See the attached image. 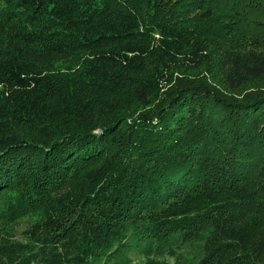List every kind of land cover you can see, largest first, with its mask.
Instances as JSON below:
<instances>
[{"label":"trees","instance_id":"16d2710c","mask_svg":"<svg viewBox=\"0 0 264 264\" xmlns=\"http://www.w3.org/2000/svg\"><path fill=\"white\" fill-rule=\"evenodd\" d=\"M178 241L264 264V0H0V264Z\"/></svg>","mask_w":264,"mask_h":264},{"label":"rangeland","instance_id":"374dc122","mask_svg":"<svg viewBox=\"0 0 264 264\" xmlns=\"http://www.w3.org/2000/svg\"><path fill=\"white\" fill-rule=\"evenodd\" d=\"M258 86L260 85H253L251 88L247 89L243 94L239 97H243V95L247 94L248 92H258ZM32 221L31 217H24L18 222H16L13 228L20 233L23 229H25L29 223ZM154 247L151 251L152 255L159 259H164L169 261L170 263H176L177 261H190V260H198L201 257V248L200 243H188V242H175V243H166L164 247L162 246L160 251L157 250L158 245L154 244ZM152 245V246H153ZM145 245L141 246H132L124 257L118 258L116 261H111V264H126L130 261V264H142L146 258L147 254L145 252Z\"/></svg>","mask_w":264,"mask_h":264}]
</instances>
